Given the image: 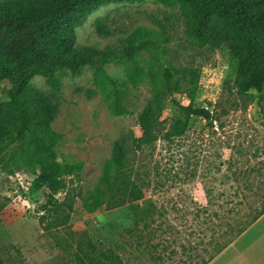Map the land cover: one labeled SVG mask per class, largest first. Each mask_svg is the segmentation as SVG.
I'll return each mask as SVG.
<instances>
[{
    "label": "rangeland",
    "instance_id": "1",
    "mask_svg": "<svg viewBox=\"0 0 264 264\" xmlns=\"http://www.w3.org/2000/svg\"><path fill=\"white\" fill-rule=\"evenodd\" d=\"M98 19H105L109 36L96 33ZM138 28L159 35L166 64L200 71L194 106L209 109L212 121L192 117L183 136L166 141L163 135L178 112L170 98L164 99L155 146L128 154L134 173L146 181L144 198L132 209L102 207L87 214L76 197L68 224L49 230L45 228L49 219L44 229L38 222L46 190L35 183L37 167L23 162L20 149L2 145L0 257L4 264H78L71 233L90 241L99 252L113 250L123 264H203L207 252L226 243H230L227 249L211 263H264V215L247 224L263 206L264 176L244 177L251 169L264 172V102L253 92L236 94L235 66L225 51L200 48L188 39L180 4L109 2L75 27V45L110 47L124 57L123 40ZM142 59L146 58L137 57V66H144ZM130 66L110 63L105 71L123 85ZM55 76L60 82V91L53 93L58 114L48 137L61 161L87 164L77 176L66 178L71 189L83 193L97 185L113 143L139 137L140 132L114 117L97 92L88 96L95 91L91 68L61 69ZM29 86L50 92L41 76H34ZM126 88L127 110L140 113L152 88L146 83ZM10 90L9 82L0 80V100H6ZM176 99L184 105L189 102L184 96ZM64 195L60 192L56 198Z\"/></svg>",
    "mask_w": 264,
    "mask_h": 264
},
{
    "label": "trees",
    "instance_id": "2",
    "mask_svg": "<svg viewBox=\"0 0 264 264\" xmlns=\"http://www.w3.org/2000/svg\"><path fill=\"white\" fill-rule=\"evenodd\" d=\"M141 2L143 0H0V80H7L11 90L6 100H0V147L13 145L20 149L23 162L38 169L35 183L46 190L45 200L38 209V222L43 228L47 219L52 226H65L70 219L74 198L81 200L88 214L102 207L114 209L128 206L144 198L146 181L134 173L128 160L129 152L137 153L155 146L157 127L163 112V101L170 98L178 115L163 138L171 141L181 137L192 117L212 121V113L205 107H195L199 90L200 71L166 64L161 55L159 35L138 28L123 40L124 57L113 48L97 49L75 45V27L97 8L109 2ZM180 4L185 19V32L200 48L225 51L235 66L234 89L240 97L253 92L264 102V0H165ZM95 30L99 36H109L105 19H98ZM137 57H144L143 67ZM110 63L128 64L127 84H120L105 71ZM83 67L93 70V86L88 96L97 92L111 114L128 125H134L139 137L130 136L115 141L111 156L103 164L101 176L92 190L78 193L68 186L67 177L77 176L87 164L58 162L55 145L49 140L51 124L58 114L53 93L60 91L56 72L68 69L77 72ZM34 76L46 78L49 93L31 86ZM146 83L152 96L140 113L127 110V85L136 87ZM79 91V90H78ZM186 97L184 105L176 96ZM1 152V148H0ZM261 174L259 169L244 175ZM238 180V179H237ZM64 192L63 199L56 195ZM264 214L261 209L250 221L251 225ZM44 229V228H43ZM243 228L238 230L242 233ZM75 263L123 264L113 251L99 252L90 242L76 238ZM230 244V243H229ZM217 246L200 263L208 264L227 245ZM0 264H4L0 257Z\"/></svg>",
    "mask_w": 264,
    "mask_h": 264
},
{
    "label": "crops",
    "instance_id": "3",
    "mask_svg": "<svg viewBox=\"0 0 264 264\" xmlns=\"http://www.w3.org/2000/svg\"><path fill=\"white\" fill-rule=\"evenodd\" d=\"M263 215H264V214H263ZM233 243H234V242H233ZM230 246H231V248H236V245H235V244H231ZM226 249H227V247H226L223 251H225ZM223 251H222L221 253H223ZM221 253H220V254H221ZM220 254H219V255H220ZM219 255H218V256H219ZM218 256H216V257H218ZM216 257H215V258H216ZM215 258H214L211 262H213V261L215 260ZM211 262L208 263V264H214V263H211ZM252 264H264V263H252Z\"/></svg>",
    "mask_w": 264,
    "mask_h": 264
},
{
    "label": "water",
    "instance_id": "4",
    "mask_svg": "<svg viewBox=\"0 0 264 264\" xmlns=\"http://www.w3.org/2000/svg\"><path fill=\"white\" fill-rule=\"evenodd\" d=\"M57 161H58V162H61V159H60V158H58V159H57Z\"/></svg>",
    "mask_w": 264,
    "mask_h": 264
}]
</instances>
